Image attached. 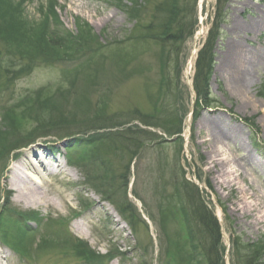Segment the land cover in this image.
<instances>
[{
    "label": "rangeland",
    "instance_id": "rangeland-1",
    "mask_svg": "<svg viewBox=\"0 0 264 264\" xmlns=\"http://www.w3.org/2000/svg\"><path fill=\"white\" fill-rule=\"evenodd\" d=\"M3 1L19 8L22 5L23 22L32 27L37 28L53 10L59 22L56 19L50 21L51 31L59 34L60 28L76 35L77 24L85 22L103 43L126 37L136 23L129 12L136 8L135 14L140 12L147 24L154 23L156 17L163 19L166 14L155 8L164 0H152L151 3L146 0H122V3L116 0ZM187 3L191 0L181 2L182 9ZM217 4L214 0H196L197 28L203 22L204 30L197 46L190 38L181 49L179 62L173 63L172 75L176 78L173 76L170 90L161 84L159 48L152 42L138 48L141 52L125 71L121 68L122 64H118L115 52L107 50V57L99 60L97 65L67 73L66 79L62 76L63 65L34 68L27 62L18 64L6 50L0 49V85H11L6 93L0 90V94H4L0 95V115L3 110L15 108L19 101L30 99L41 91L53 94L62 88L68 94L59 92L56 99L67 106L68 117L86 114L104 99L108 102L109 113L118 114L119 123L124 124L114 131L132 128L151 134L146 135L147 141L143 146L132 142L128 153H119L120 157L116 160L112 155L107 158L114 162L115 171L123 181L116 182L121 186L113 185L118 193L111 199L119 203L127 192L126 199L135 206L136 215L141 219L134 230L118 214V208L105 199L107 195H103L94 184V172V175L110 180L109 174L100 172V164H93L90 171L81 166H71L69 158L74 156L76 159L82 154V149L76 147L68 158L63 153L59 154L67 148V141H59L55 137L39 138L34 146L11 153L7 164L4 161L5 167L3 161L0 162V209L6 203L14 213L27 214L32 219L29 224L21 223L28 231L27 235L21 230L17 233V228L14 230L3 215L1 226L4 225L14 235V238L12 234L6 237L9 240L6 244L0 241L3 264H87L68 245L69 236L82 241L99 256L117 255L108 264H177L176 256L167 260L165 255L169 252L168 242H173L178 236L183 240L188 237L186 223H183L186 209L192 201L183 196V205L176 207L179 205L178 198L171 197L178 188H182L179 186L184 176L198 186L199 191L194 192L197 199L203 201L222 221L223 246L225 250L229 248L225 264L234 262L232 247L235 238L243 244L264 241V0H231L220 7L226 17L214 50L215 66L210 82L212 98L219 106L210 109L198 107L195 103L192 84L197 54H193L195 48L197 53L208 39ZM254 22H258V27L247 29L248 23ZM237 46L244 49L243 57L248 54L250 61L255 53L261 56L260 61L255 59L251 62L241 93L235 92L232 71L222 68L224 59ZM126 47L134 50L138 45L129 43ZM191 59L190 70L188 63ZM178 67L177 77L175 68ZM33 107L38 112L39 106L35 104ZM146 114L152 115L151 118L155 116V122L145 118ZM243 120L253 124L255 133ZM149 121L160 127L149 126ZM74 123L71 122V129L82 127L74 126ZM208 124L229 130L238 143L233 140L217 144L220 149L217 153L216 143L212 140L216 128ZM2 125L0 118V129ZM171 130H175L174 133H170ZM94 132L81 133L79 137L85 138ZM76 138H72L73 141ZM185 139L188 143L186 148L183 144ZM42 147L49 150L48 155L44 156ZM132 152L137 154L133 159ZM34 153H39L47 164L59 160L64 165V174L44 177L43 187L53 188L58 193L52 196L56 206L52 202L49 206L35 207L16 200L11 169ZM102 161H106L104 156ZM258 196L261 201L256 202L254 198ZM256 203L259 205L254 206ZM160 206L167 212L172 209L166 235L161 226ZM56 222L67 223L69 233H55L60 228H57ZM78 224L83 228L79 229ZM49 226L52 228L49 229ZM262 260L264 264V257ZM180 264L194 263L180 259ZM237 264H240L239 259Z\"/></svg>",
    "mask_w": 264,
    "mask_h": 264
},
{
    "label": "trees",
    "instance_id": "trees-1",
    "mask_svg": "<svg viewBox=\"0 0 264 264\" xmlns=\"http://www.w3.org/2000/svg\"><path fill=\"white\" fill-rule=\"evenodd\" d=\"M116 1L123 2L122 0ZM146 1L148 3L152 2V0ZM230 1L217 0L218 9L216 8L208 39L200 50L196 60L193 87L197 93L198 107H210L213 109L219 106L212 98L210 82L215 66L214 50L221 35V25L226 17L221 12L220 7H223ZM181 2L183 0H164L161 3H157L155 8L166 14L163 19L156 17L152 24L143 22L140 12L135 14L137 8L130 11L129 13L132 18L136 19V23L126 37L123 40L103 43L101 37L92 33L89 24L85 22L77 24L78 34L76 35L69 33L67 30L62 31L60 28L59 34L51 31L50 21L56 19L59 22L53 10L51 13L53 16L49 14L47 17L46 15L37 28L32 27L23 22L21 14L23 10L22 5L21 9L16 5L10 6L5 4L3 0H0V49L6 50L10 58L18 64L27 62V64L29 63L34 68L36 66L54 67L63 65L62 76L63 79H66L65 74L67 73H73L81 67L88 68L93 64L97 65L99 60L107 57L105 54L107 50L115 52L114 55L118 59V64H122L121 68L125 71L128 69L130 63L135 60L138 53L141 52L138 48L143 44L152 42L159 48V53H157L160 63L159 69L162 75L161 84L167 90H170L171 84L174 82L173 78L175 77V75H172V65L179 62L181 49L190 38H193L197 28L195 17L196 0H191V3L186 4L188 6L184 5L185 9H182L181 6L183 5H181ZM129 43L138 45L137 49L128 50L126 46ZM175 72L178 77L179 67L175 68ZM0 74L2 73L0 72ZM0 86V90H5V93L11 88L9 83H2ZM59 92L62 95L68 94L67 90L62 88H59L53 94H45L41 91L40 94H35L30 99L19 101L18 105L14 106L15 108L1 112L0 118L3 125L0 129V162L3 161L5 167V162L7 164L8 156L11 153L20 148L27 147L39 138L55 137L59 140L71 138L67 147L68 155L71 154L74 147L82 149V154L77 156L78 158L75 159L74 156L73 158H69L71 164L81 166L88 171L93 168V164H100V172L109 174L110 180L100 175L96 176L94 172V184L100 188L103 195H107L105 197L107 201L116 205L120 216L129 222L134 230L141 219L136 215L138 211L135 206L126 199L127 192L124 193L123 199L119 203L111 199L118 193V190L113 188V185L117 184L116 182L122 183L123 181L121 180L122 176L117 175L115 171L114 162L107 160V158L112 155L113 159L116 160L120 157L119 153H128V148L132 142L143 146L147 141L146 135L150 133L132 128L114 131L124 124L119 123L118 114L112 115L109 113L108 102L104 99H101V102L88 111L90 113L87 112L81 116L68 117L67 106L62 104L60 100L58 103L56 99ZM35 104L39 106L38 112L34 110L33 105ZM151 116L146 114L145 118H149V120L155 122L156 117L153 116L151 118ZM169 119L171 121L175 120V118ZM72 121H75L74 126L76 124L82 125V127L85 125V128L71 129ZM149 122V126L160 127L155 125L154 122ZM244 122L246 123V121ZM247 125L255 133L253 124ZM104 129L110 130L103 133L101 130ZM93 131L95 132L85 138L79 137L81 133H91ZM174 131L171 130L170 133H174ZM76 136L78 138L73 141L72 138ZM135 155H137L136 152H132V159ZM103 156L106 158L105 162H101ZM79 161L80 164H78ZM117 185L121 186V184ZM124 185L127 184L124 183ZM179 187L182 188H178L176 193L171 196L173 199L178 198L179 205L176 207L183 205V196L184 198L185 196L187 197V201H192L190 207L186 209V215L184 214L185 222L183 224L185 225L186 223L185 228L187 227L188 237H185L184 240L183 237L179 236L174 239L172 238L173 242H168L167 251L169 252L165 255V258L168 260L176 256L178 259L177 264H180V259L193 262L194 264H225L226 250L223 246L219 222L203 201H199L195 196L194 192L199 191L197 186L189 182L184 176L182 185ZM124 188L127 189L126 186ZM159 210L162 216L161 226L164 228V234L166 235L169 219L171 222L172 209L167 212V209L160 206ZM0 211V241L3 244L9 242L6 237L12 234L10 230L4 228V225L1 226L3 215L13 225L14 230L17 228V233H20L21 230L28 235V231L22 225L23 222H26V224L32 222V219L30 220L27 214L14 213L6 203ZM55 224L57 228L60 226L55 233H69L67 223L56 222ZM50 228L52 227L49 226ZM47 233H51V230H47ZM17 236L19 237V235ZM11 237L14 238V235ZM67 242L68 245L72 246L74 253L81 255L87 264H103L114 257V255L107 257L99 256L85 243L73 240L70 236ZM232 252L234 257L233 264H237V259H239L240 264H262L264 241L258 244H243V242H239L235 238ZM167 264H171V262Z\"/></svg>",
    "mask_w": 264,
    "mask_h": 264
},
{
    "label": "bare ground",
    "instance_id": "bare-ground-1",
    "mask_svg": "<svg viewBox=\"0 0 264 264\" xmlns=\"http://www.w3.org/2000/svg\"><path fill=\"white\" fill-rule=\"evenodd\" d=\"M261 19V18H259ZM264 20V19H263ZM258 27V22H254L252 24L248 23L247 29L251 28H257ZM203 26L202 30L199 31V35L203 33ZM198 35V36H199ZM199 38V37H198ZM197 38V41H198ZM198 43V42H197ZM197 46V44H196ZM197 48V47H196ZM196 48L194 51H196ZM245 51L243 48L240 46L234 47L233 51H231L230 56L226 59H224V65L222 68L224 70H230L233 73V76L235 77V80L233 82L235 85V92L241 93L244 91L245 87V81L247 80L248 77V68L255 59L258 61L261 60V56L259 53L253 54L252 61L249 60L248 54H246V57L244 58ZM192 61V59H191ZM244 86V87H243ZM210 127V124H208ZM214 129L216 128L215 133H214V140L216 143L215 149L216 152L220 151L219 147L217 144H224V142H234L238 143L237 138L233 135L232 132L229 130H226L222 128L220 125H217L216 127H213ZM213 131V132H214ZM44 156L46 154L48 155L49 150L45 147H42ZM215 150H213L214 152ZM51 152V151H50ZM43 157L41 158L39 156V153H34L32 155H27L25 157L24 162H18L14 167L11 169V182L12 186L14 189L17 191V197L16 200L20 202H24L28 204L29 206L33 205L35 207H41L42 205L49 206L51 205L53 201L52 196L55 194H58L55 189L50 188H44V177L47 175H61L64 174V165L59 161L56 160L55 163L53 164H47L45 161H43ZM37 176V177H36ZM260 197L258 196L257 198H254L256 202L261 201L259 199ZM254 203V201H252ZM54 206H56V203H53ZM259 205L256 203L254 206ZM258 208V207H257ZM217 221L219 222L220 225V230L222 233V221L215 216ZM78 228L81 229L83 228L82 225L79 226ZM222 238H223V233H222ZM0 258H1V252H0ZM0 259V264L1 263Z\"/></svg>",
    "mask_w": 264,
    "mask_h": 264
}]
</instances>
